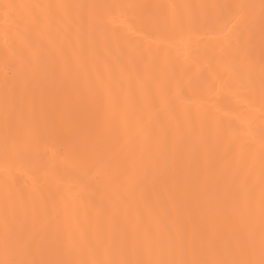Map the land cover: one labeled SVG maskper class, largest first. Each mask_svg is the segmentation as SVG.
Here are the masks:
<instances>
[{
  "label": "bare ground",
  "instance_id": "bare-ground-1",
  "mask_svg": "<svg viewBox=\"0 0 264 264\" xmlns=\"http://www.w3.org/2000/svg\"><path fill=\"white\" fill-rule=\"evenodd\" d=\"M264 264V0H0V264Z\"/></svg>",
  "mask_w": 264,
  "mask_h": 264
},
{
  "label": "snow or ice",
  "instance_id": "snow-or-ice-1",
  "mask_svg": "<svg viewBox=\"0 0 264 264\" xmlns=\"http://www.w3.org/2000/svg\"><path fill=\"white\" fill-rule=\"evenodd\" d=\"M12 264H16V262H12ZM19 264H30V262L27 261H21ZM205 264H224L222 261H213V262H205Z\"/></svg>",
  "mask_w": 264,
  "mask_h": 264
}]
</instances>
